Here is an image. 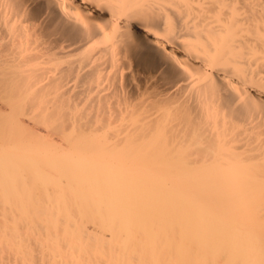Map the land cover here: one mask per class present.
<instances>
[{
	"label": "bare ground",
	"instance_id": "1",
	"mask_svg": "<svg viewBox=\"0 0 264 264\" xmlns=\"http://www.w3.org/2000/svg\"><path fill=\"white\" fill-rule=\"evenodd\" d=\"M0 264H264V0H0Z\"/></svg>",
	"mask_w": 264,
	"mask_h": 264
}]
</instances>
